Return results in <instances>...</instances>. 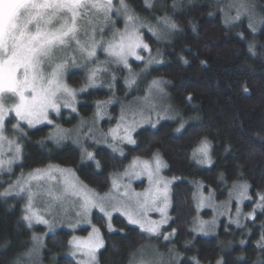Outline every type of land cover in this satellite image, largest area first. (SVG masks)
I'll use <instances>...</instances> for the list:
<instances>
[{
    "label": "trees",
    "instance_id": "16d2710c",
    "mask_svg": "<svg viewBox=\"0 0 264 264\" xmlns=\"http://www.w3.org/2000/svg\"><path fill=\"white\" fill-rule=\"evenodd\" d=\"M171 2L155 0L156 15L162 14L163 4ZM180 2L183 7L174 16L183 29L182 34L155 37L142 29L154 60L162 63H153L141 72L144 65L132 61L131 66L139 73L137 86L132 90L124 82L127 71L115 68L114 92L105 88L91 90L80 97L78 115L63 111L61 118L55 120L65 127H73L81 119L89 120L95 103L107 101L114 94L117 104L113 115L117 116L120 105L143 95L152 80L164 82L177 112L175 119L163 121L156 128H141L136 133L135 145L128 146L124 156L106 147H91L100 162L99 169L92 161L82 162V153L73 144L51 142V126L34 129L25 126L22 162L11 173L0 174V192L21 176L57 165L73 169L85 185L106 194L111 189V178L123 172L132 159H151L158 152L167 164L164 175L175 178L171 222L164 233L176 230L170 245L179 257L178 264H193L194 260L199 264H217L218 260L224 264H264V250L258 247L264 233V213L260 210L255 221L249 220L241 228L223 220L212 237L192 232L198 185L202 184L206 193L213 191L216 199L222 201L227 199L234 184L248 183L252 196L248 211L259 202L257 194H264V54L259 51L264 35L257 33L258 53L251 56L247 43L252 36L246 19L235 24L225 23L227 0ZM131 3L156 27L152 10L145 9L143 0H131ZM256 4L264 6V0H256ZM67 81L79 89L85 84V74L70 73ZM189 95L191 101L187 99ZM180 123L184 129L178 133L176 128ZM205 137L212 149L213 162L209 167L192 159L193 150ZM25 203L24 195L0 197V264H11L15 257L30 251L33 234L44 232L42 227L28 228L22 220ZM94 222L105 243L99 253V264H129L132 254H137L149 241L144 232L121 216L113 217L116 229L113 232L109 231L103 216L94 214ZM80 233L85 234L86 230ZM70 237L66 230L47 236L44 252L47 264H76L64 256L69 250ZM153 241L158 249H166L162 238L156 237Z\"/></svg>",
    "mask_w": 264,
    "mask_h": 264
},
{
    "label": "snow or ice",
    "instance_id": "6c2138e0",
    "mask_svg": "<svg viewBox=\"0 0 264 264\" xmlns=\"http://www.w3.org/2000/svg\"><path fill=\"white\" fill-rule=\"evenodd\" d=\"M146 10H152L151 18L156 21V27L142 17L131 3V0H0V173L11 172L12 165L21 159L23 154V138L27 136L25 125L35 128L37 125H54L56 117L62 115V108H70L72 112L77 109L74 106L77 100V90L67 83L66 72L69 65L80 66L88 71L87 84L80 89L95 85L102 74L111 78L115 83L116 74L110 71L113 65L127 69L129 76L125 78L127 89L137 86V77L131 71L130 58L136 61H145L144 52L149 53V61L145 62L147 68L151 63V48L145 42L144 32L147 29L152 36L160 37L169 34L180 35L183 29L174 13L183 7L180 0H172L171 4L161 6V15L155 13V0H143ZM228 13L225 14V23H237L246 19L249 34L252 39L247 43V51L251 56L258 53L256 43L257 33L264 35V6L256 4V0H230L227 5ZM235 14H231L232 10ZM171 10V13L170 11ZM223 12V10H222ZM122 23V27L120 24ZM159 29V31H158ZM195 30V25H193ZM243 35V34H241ZM259 51L264 54V44L259 45ZM104 59H100V54ZM158 63L162 61L158 60ZM188 63L187 60L184 61ZM202 63H206L203 62ZM163 81L152 80L146 90V98L153 94L164 91ZM247 92V87H244ZM189 101L192 97H187ZM97 119H103L100 105L97 104ZM136 113H132V123H135ZM125 121L123 109L119 117ZM94 123V122H93ZM155 126V125H153ZM55 136H49L59 144L66 138L68 133L55 126ZM121 129L123 134H121ZM184 129L183 123L176 128L179 133ZM89 128V137H91ZM111 143L108 147L113 152L124 155L119 143L126 142L135 144L131 134V125L117 123L110 128ZM211 144L205 137L201 139L193 150L192 159L199 164H212ZM84 160L94 162L99 169L100 162L92 151L83 150ZM167 164L158 152L153 154L152 161L133 159L132 163L124 172V176H134L138 180L146 177L148 187L142 192L128 190L120 191L118 178H111V189L104 196H100L93 190H88L79 182L69 183L64 180L63 192H55L52 188L33 191L31 180H42L45 176L54 180L52 171H60L61 176L66 175L59 169L49 167L46 170H35L29 174V179L21 183L17 180L15 185L9 183L8 187L0 192V197H9L13 194L27 193V204L22 215V220L28 228L34 224L47 225L51 228V221L40 214V210L34 205V198L38 195H46L52 201H60L61 196L71 195L81 202L77 215L88 214L96 209L107 218L112 219V212H120L127 217L129 225H136L147 233L149 237H160L170 240L175 235V229L167 234H162V225L168 222V209L170 207V184L174 182L161 175L162 169ZM70 175V173H67ZM237 191V209L235 223L237 227H244L240 223L241 208L245 200H251L250 185L241 183L235 186ZM258 203L250 213L244 216L245 220L256 219V209L264 213V194H257ZM196 197H194L195 199ZM207 197L200 194L197 202L199 211L205 204ZM55 204L48 203V211ZM149 212L160 214L159 221L150 220ZM112 231L111 225H108ZM200 231H204L201 226ZM33 248L26 254L15 257L11 264H29L24 256H31L36 251L37 245L41 244V238L33 234ZM241 244L244 243L242 240ZM70 254L78 257L76 264H99V253L104 248V240L100 230L96 227L86 237L72 236L68 242ZM258 247L264 250V233L261 234ZM129 264H172L163 258L146 261L141 256L137 259L135 253L129 260ZM193 264H199L194 260ZM217 264H224L218 260Z\"/></svg>",
    "mask_w": 264,
    "mask_h": 264
},
{
    "label": "rangeland",
    "instance_id": "374dc122",
    "mask_svg": "<svg viewBox=\"0 0 264 264\" xmlns=\"http://www.w3.org/2000/svg\"><path fill=\"white\" fill-rule=\"evenodd\" d=\"M230 3V0H227V5ZM227 5L224 10V15L228 13V8ZM231 14H235V10L233 9ZM231 24V23H228ZM122 23L120 24V27H122ZM145 57V61H136L134 59L130 58V64L132 61H135L139 64H145V62L149 61V53L144 52L143 53ZM100 59H104V55L101 53L100 54ZM153 63H158L156 60H154L152 52H151V64ZM123 68L122 66H117L113 65L110 69V71H114L115 68ZM148 68V67H147ZM147 68L143 66V69L141 72H144ZM124 69V68H123ZM127 77L129 76V72L127 69ZM131 71L133 74L138 77L139 73L134 71L133 67L131 66ZM73 72H83L85 74V84L82 86L84 87L88 82H87V76H88V71L85 69V67L80 66V62L78 61L76 66L69 65L67 72H66V78L70 73ZM115 72V71H114ZM140 72V73H141ZM116 78H117V72H115ZM117 80V79H116ZM116 80L115 83H111V78L107 74H102L101 78H98L95 85H90L85 88L84 91H80L82 88H75L71 86L68 81V85L74 89L77 90V100L74 103V106L76 107L77 111L72 112L70 108H62L61 112L63 111L69 112L71 114H76L78 115V107L81 103L80 97L83 96L84 94L88 93L91 90H95L97 88H105L108 91H115L116 90ZM134 87H132L129 90H132ZM163 89L164 91L161 93L156 92L153 90V94L151 96H148L146 98V91L143 95L136 96L132 100L129 101V103H123L119 107V113L117 116L113 115V108L116 106V95L114 94L113 97L107 101H99L96 102L94 105V114L93 116L88 120L86 119H81L79 120L78 124H76L73 127H65L61 124H59L56 120H54V125L58 126L59 128L63 129L68 135L64 140H62L59 144H57L54 140H50L56 145H62L64 143H71L79 150L81 153H83L84 149H87L88 151H92L91 147L93 146H99V147H106L110 150H112L110 147H108V144L111 143V135H110V128H114L117 123H121L123 125H131V134L135 140L136 143V133L144 127H152L156 128L161 122L166 121V120H172L175 119L177 116L176 110H174L173 106V100L168 94L167 90L164 87L163 84ZM147 90V89H146ZM97 104L100 105V111L103 113V119H97ZM123 109V113L125 115V121L121 122L119 117L121 115V110ZM132 113H136L135 115V123H132ZM62 116V115H61ZM61 116L56 117V119H60ZM68 119V118H67ZM94 122V123H93ZM54 125H48L52 127L50 136H55V127ZM155 125V126H153ZM26 126V125H25ZM40 126H45V125H37L35 128L40 127ZM89 128H91V137H89ZM34 129V128H30ZM121 134H123V131L121 129ZM209 141V140H208ZM210 142V141H209ZM211 144V142H210ZM135 144H128L126 142H121L119 143V147L123 150L124 155L126 154V148L128 146H134ZM93 152V151H92ZM118 155H120L118 152H114ZM23 155V154H22ZM123 155V156H124ZM121 156V155H120ZM212 156V153H211ZM135 159V158H134ZM141 161H152L151 159H144V158H139ZM85 162H89L88 160H84ZM133 159L130 161V163L127 165L126 169L128 166L132 163ZM22 162V157L21 159L17 160L14 162L12 165V170H14L15 166L19 165ZM213 162V161H212ZM201 166H206L209 167L206 164H200ZM212 165V164H211ZM49 167L52 169H59L63 171L66 175L61 176L60 171H52L50 173L51 176L55 177L54 180H49L47 176H45L42 180H31V185L33 191H38L42 189H47V188H52L55 192H63L65 185L63 181L66 179L69 181V183L73 182H79L85 185L76 175L73 169L71 168H65L57 165H49L44 169L40 170H46ZM125 169V170H126ZM120 172L118 174H115L114 176L118 178V183L120 184V191H124L126 186L130 185V188L128 190H135L136 192H142L145 188L148 187V182L146 177L143 178V180H138L134 176H124V172ZM165 168L162 169L161 175H163L166 179L172 180L171 178H168L164 175ZM8 171H4L0 174H6V173H11ZM35 173V172H32ZM30 173V174H32ZM67 173H70L68 175ZM29 179V174L21 176L19 179L21 183H23L25 180ZM14 181L13 185H15L16 181ZM175 183L172 182L170 184V207L168 209V215H169V220L167 223L162 225L160 231L162 234H167L164 233V229L167 228L170 225L171 222V209H172V189L173 185ZM241 183L234 184L231 187L230 193L227 197V199L219 201L215 197V193L213 191L206 193L204 191V186L198 185L195 187V195L196 197L194 199L195 201V207L197 205L198 199L200 194H202L204 197H207L208 199L205 201L204 206L198 211L196 207V217L192 226V232L197 235V236H203V237H212L216 234V232L219 229L220 223L225 220L228 225L237 227L235 223H229L230 220H235L236 218V209H237V191L235 186L239 185ZM88 190H93L87 185H85ZM94 191V190H93ZM110 191H113L115 194L114 190L110 189ZM109 191V192H110ZM96 192V191H95ZM108 192V193H109ZM97 193V192H96ZM99 194V193H98ZM107 194V193H106ZM106 194H99L100 196H104ZM15 195V194H13ZM23 196L25 198V207L27 204V193L20 194L19 196ZM52 202L55 204L54 207L51 208V211L49 212L48 209V203ZM81 201L73 197L71 195H63L61 196L60 201H52L51 197H48L46 195H38L34 198V205L37 209L40 210V214L44 215L46 219H49L51 221V228L47 225L43 224H34L33 228L36 227H42L44 232L42 234L35 233L36 236L41 238V244L37 245L36 251L32 252L31 256H24V259L29 261V264H47L44 260V252L46 250V238L47 236L56 233L59 230H66L70 232L71 237L72 236H79V237H86L89 232L92 231L93 227H96L99 229V227L95 224L94 222V214H99L103 216L102 213H100L98 210L93 209L91 210L88 214H81L77 215L76 213L80 211V208L78 207L79 203ZM252 203L251 200H245L242 205H239L241 208V217H240V223L241 225L245 226L246 222L251 220H245L244 216L247 213H250L257 202L253 205L252 209L248 211L247 205ZM259 212V209H256V214ZM121 216L127 221V217L125 215H122L120 212H112V219L111 221H108L106 217L105 220L107 222V227L110 224L111 228L113 231H115V227L113 226V217L114 216ZM148 218L150 220H156L159 221L161 219V216L157 212H149L148 213ZM134 227H137L136 225H132ZM201 226H203L204 231H200ZM241 228V227H237ZM109 229V227H108ZM86 230V233H80L81 231ZM100 230V229H99ZM110 231V230H109ZM101 234V231H100ZM147 236L148 234L145 233ZM102 237V234H101ZM149 241L138 251L136 254L137 259H139L141 256L143 257L144 260L146 261H152L155 259L163 258L165 262H168L169 260L172 261V264H178L179 257L175 252V249L172 245H170L173 236L170 238V240H164L163 243L166 245V249H158L157 245L154 243L153 239L156 237H149ZM103 239V237H102ZM104 240V239H103ZM105 244V243H104ZM33 248V245H32ZM31 248V249H32ZM29 252V251H28ZM27 252V253H28ZM71 250L69 247V250L64 254L65 257H68L69 259L74 260L75 262L78 260V257H74L70 254ZM26 254V253H25Z\"/></svg>",
    "mask_w": 264,
    "mask_h": 264
}]
</instances>
